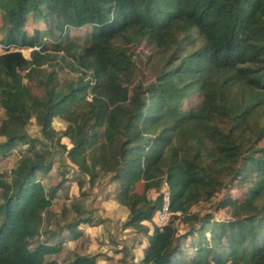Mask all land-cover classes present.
I'll list each match as a JSON object with an SVG mask.
<instances>
[{
  "label": "trees",
  "instance_id": "trees-1",
  "mask_svg": "<svg viewBox=\"0 0 264 264\" xmlns=\"http://www.w3.org/2000/svg\"><path fill=\"white\" fill-rule=\"evenodd\" d=\"M29 18L44 27L28 31ZM85 26L92 31L80 45L69 31ZM118 39L158 51L151 83L136 81ZM0 44V157L18 142L31 152L9 181L0 179V264L96 263L95 255L49 257L63 240L49 244L57 229L40 231L54 190L37 177L51 161L26 132L32 117L46 138L56 134L54 118L65 123L60 135L71 147H62L90 187L100 177L115 183L114 198L128 210L122 227L148 240L139 264H264V0H0ZM22 48H31L29 58ZM58 53L78 79L59 85L54 71L42 70ZM192 92L200 103L183 109ZM163 182L171 216L160 228L152 222ZM222 187L215 209L229 217L191 211ZM89 220L61 226L72 231Z\"/></svg>",
  "mask_w": 264,
  "mask_h": 264
},
{
  "label": "rangeland",
  "instance_id": "rangeland-1",
  "mask_svg": "<svg viewBox=\"0 0 264 264\" xmlns=\"http://www.w3.org/2000/svg\"><path fill=\"white\" fill-rule=\"evenodd\" d=\"M34 27L44 26L42 23H36L34 20L29 18L25 25V29L31 31ZM91 31L92 28L90 26L72 28L69 31V37L72 38L76 43L84 45L88 42ZM52 41L53 38H47L48 47ZM115 43L120 45L130 55V58L136 65V81L140 82L141 85L144 86L151 83L154 80L160 66V56L158 51L154 47L146 45L145 42L134 44L131 42H125L123 39H118ZM20 50L25 57H30L31 48H22ZM5 51L6 48L0 44V54L4 53ZM55 55H57V57L52 59L49 63L43 65L42 70L45 72L54 71L56 81H58L59 85H63L65 82L78 79L80 73L66 65V61H69L68 56L65 55L62 58V53ZM31 86L37 95L42 94L41 87L35 86L34 83L31 84ZM200 101V93L192 92L182 101L181 107L183 109L195 108L198 106ZM4 118V110L0 107V125ZM52 126L56 131V134L53 136V138H46L42 135L40 127L36 123L35 117H32L26 126V132L28 133L29 137L35 139L34 144L36 149L45 153L48 159L51 161V169L48 173L37 174V177L40 179L46 190H54L51 206L46 209L44 213V224L41 225L40 231L45 227L56 229L58 226H60L63 229V226H61L62 224H66L75 219H81L84 217L90 218V224L108 220V212L106 211H111L112 207H114L110 200H114L115 183L110 182L108 177H100L96 179L95 186L93 188L90 187L87 182V176L79 170L77 165L73 164L69 160L66 151L62 147L65 146L67 149L71 147L69 139L60 135V133L65 128V123L59 118H54ZM57 136L60 137L59 140L56 139ZM0 140H2L1 136ZM29 154H31L29 151V145L25 142H18L10 152L1 156L0 179L9 181L13 168L16 167L23 156ZM81 179L84 180V183L83 187L80 189L78 181ZM136 190L138 192L142 191V183L137 184ZM83 192H85L84 195L82 194ZM228 192L234 196H241L242 194L241 189L236 186L230 188ZM158 193V190L150 189L148 196L152 199L155 198ZM226 193V188L222 187L211 201L201 202L197 205H194L191 208V211H194L200 215L206 212H213L217 217H229V213L225 209H215V205L226 196ZM178 229H180L182 233L185 230L184 226L182 225H179ZM57 234H61V231H59ZM50 241L52 242L54 239L50 238ZM188 241L189 240L185 241L183 239L182 246L185 248L187 255H192L193 250H191L189 247H186ZM33 243L34 238L32 239V244ZM67 253L68 251L66 247H63L61 254H52L49 257H54L57 260H61L67 255ZM71 259L72 256L70 257V260ZM177 262L176 264H178Z\"/></svg>",
  "mask_w": 264,
  "mask_h": 264
},
{
  "label": "crops",
  "instance_id": "crops-1",
  "mask_svg": "<svg viewBox=\"0 0 264 264\" xmlns=\"http://www.w3.org/2000/svg\"><path fill=\"white\" fill-rule=\"evenodd\" d=\"M110 201L114 207H112L111 211H106L108 212V220L92 224L80 222L72 231L64 226L63 229L59 226L56 228L57 232L54 235V241H50V243H57L62 239L63 247H66L68 251L67 255L61 260L68 261L74 255H95V264L140 263L148 244L147 237L130 227L123 228L122 222L126 218L128 210L115 198ZM152 223L149 221L144 222L149 228L148 233L153 230ZM59 231H61V234L58 235ZM178 232L182 233L180 229H178ZM61 252L58 254H61ZM50 258L55 259L54 257ZM175 261L177 262L178 260ZM175 261L173 262L174 264H176Z\"/></svg>",
  "mask_w": 264,
  "mask_h": 264
},
{
  "label": "built area",
  "instance_id": "built-area-1",
  "mask_svg": "<svg viewBox=\"0 0 264 264\" xmlns=\"http://www.w3.org/2000/svg\"><path fill=\"white\" fill-rule=\"evenodd\" d=\"M161 192L163 194V203L153 217V223L160 228L168 223L171 216V211H169V187L166 182H163Z\"/></svg>",
  "mask_w": 264,
  "mask_h": 264
}]
</instances>
